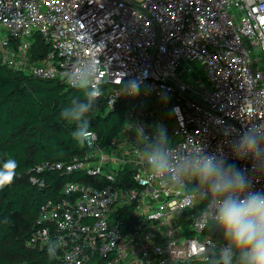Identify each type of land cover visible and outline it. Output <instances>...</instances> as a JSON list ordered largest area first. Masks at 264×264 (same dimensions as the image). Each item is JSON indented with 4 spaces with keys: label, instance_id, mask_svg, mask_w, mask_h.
Listing matches in <instances>:
<instances>
[{
    "label": "built area",
    "instance_id": "1",
    "mask_svg": "<svg viewBox=\"0 0 264 264\" xmlns=\"http://www.w3.org/2000/svg\"><path fill=\"white\" fill-rule=\"evenodd\" d=\"M37 37L48 49L32 57ZM89 56L104 66L97 82L108 109L125 76L143 87L107 143L94 134L84 153L50 165L83 177L40 204L26 245L58 241L54 264L212 262V246L226 241L204 218L196 180H154L136 151L155 143L160 124L174 157L200 144L250 164L232 161L228 143L242 125L264 123V0H0L1 64L71 86L66 74Z\"/></svg>",
    "mask_w": 264,
    "mask_h": 264
},
{
    "label": "trees",
    "instance_id": "2",
    "mask_svg": "<svg viewBox=\"0 0 264 264\" xmlns=\"http://www.w3.org/2000/svg\"><path fill=\"white\" fill-rule=\"evenodd\" d=\"M47 49V43L37 37L31 55L40 57ZM73 99L83 100V90L58 78L42 79L0 63V165L8 158L18 162L14 182L0 188V264H54L48 249L30 248L26 240L36 225L40 204L55 197L64 180L83 177L78 173L62 175L50 167L87 150L86 143L72 138L76 124L60 115ZM131 99L122 95L111 109L104 93L96 100L86 118L100 144L120 131ZM37 166L44 168L37 170ZM180 264L212 262L195 258Z\"/></svg>",
    "mask_w": 264,
    "mask_h": 264
},
{
    "label": "clouds",
    "instance_id": "3",
    "mask_svg": "<svg viewBox=\"0 0 264 264\" xmlns=\"http://www.w3.org/2000/svg\"><path fill=\"white\" fill-rule=\"evenodd\" d=\"M82 67L66 74L67 82L84 92V99H73L61 112V117L75 123L72 138L80 144L86 143L94 133L91 122L86 117L92 111L96 100L102 94L97 82L104 67L93 57L80 59ZM121 92L114 96L113 105L119 95L131 97L139 95L143 81L140 78H122ZM139 135L143 129L137 128ZM169 134L163 125H156L155 143L137 157L146 161L151 170V178L169 175L174 185L195 179L196 191L201 200L206 201L204 218L219 228L226 243L215 248L216 258L212 264H264V187H257V176H264V123L241 126L230 133L228 147L232 161H250L245 167L230 162L222 148L208 151L203 145H194V151L180 157L170 154L167 144ZM18 162L6 159L0 165V188L10 185L16 178ZM167 185V181L161 180ZM59 242L50 241L48 253L54 257ZM206 248L203 249V254Z\"/></svg>",
    "mask_w": 264,
    "mask_h": 264
},
{
    "label": "rangeland",
    "instance_id": "4",
    "mask_svg": "<svg viewBox=\"0 0 264 264\" xmlns=\"http://www.w3.org/2000/svg\"><path fill=\"white\" fill-rule=\"evenodd\" d=\"M195 66H196V68H197V69H196L197 75H198L201 79H204V72H203V70H202L200 64H199V63H196ZM193 85H194V84H193Z\"/></svg>",
    "mask_w": 264,
    "mask_h": 264
}]
</instances>
